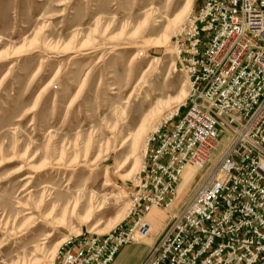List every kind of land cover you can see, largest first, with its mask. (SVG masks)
Instances as JSON below:
<instances>
[{
  "label": "rangeland",
  "instance_id": "rangeland-1",
  "mask_svg": "<svg viewBox=\"0 0 264 264\" xmlns=\"http://www.w3.org/2000/svg\"><path fill=\"white\" fill-rule=\"evenodd\" d=\"M195 5V0H0V264L22 255L24 264H51L70 237L103 234L128 222L126 216L111 225L118 213L130 211L146 140L175 113L169 114L172 98L180 95L179 107L186 97L188 82L174 68L171 37ZM178 12L167 42L155 46ZM157 96L167 103L130 150L123 138ZM226 138L220 136L190 184L219 159ZM181 182L171 207L182 203V208L191 193L188 187L177 196ZM89 189L97 193L100 213L90 218L63 208L81 207ZM153 209L161 220L149 239L170 215ZM10 229L13 240L6 245Z\"/></svg>",
  "mask_w": 264,
  "mask_h": 264
},
{
  "label": "built area",
  "instance_id": "built-area-1",
  "mask_svg": "<svg viewBox=\"0 0 264 264\" xmlns=\"http://www.w3.org/2000/svg\"><path fill=\"white\" fill-rule=\"evenodd\" d=\"M195 3L171 37L186 97L147 140L128 222L70 237L51 264H112L143 242L147 214L171 207L183 169L198 175L224 134L219 159L139 264L264 263V0Z\"/></svg>",
  "mask_w": 264,
  "mask_h": 264
},
{
  "label": "bare ground",
  "instance_id": "bare-ground-1",
  "mask_svg": "<svg viewBox=\"0 0 264 264\" xmlns=\"http://www.w3.org/2000/svg\"><path fill=\"white\" fill-rule=\"evenodd\" d=\"M187 8H189V6L187 7V5L185 6V10H187ZM152 11V10H150ZM150 11H148V13H150ZM181 17V12H178L176 15H174L172 18H170L168 20V24L166 25V27L164 28L163 32L161 33V35H159V37L156 39H154L153 43L155 46H161V45H164V43L167 42V31L168 29L171 27V26H174V28L176 27L179 19ZM180 95L179 96H176V97H173L172 100L175 101L173 102L170 106H169V114L172 115L174 113V111L177 109L178 107V104L180 102ZM167 102L166 101H161V98H159L158 96L154 98V100H152L150 106L148 107V109L141 114L140 118H139V121L136 125V127L131 130L130 132H128L126 134V136L123 138V143H128V148L131 150L133 148L136 147L137 145V141L139 140L141 134L143 133V130L145 128V126H148V120H151V117H153L155 114L159 113V111L161 110V107L162 105L166 104ZM169 115V116H170ZM154 118V117H153ZM165 119V118H164ZM147 124V125H146ZM148 128V127H147ZM146 128V129H147ZM151 129V128H150ZM149 129V130H150ZM153 130V129H151ZM151 132V131H150ZM147 134V133H146ZM150 134V133H149ZM144 135V134H142ZM129 141H131V143H129ZM140 142V141H139ZM147 142V140H146ZM145 145V144H144ZM144 151V150H143ZM185 169V168H184ZM184 169L181 173V175H183L184 173ZM184 182H183V186L182 188L184 189L185 186H187V184L189 183L190 179H193V177L191 176V172H190V169L185 171L184 173ZM181 181V180H180ZM179 181V182H180ZM185 183V184H184ZM85 199V200H84ZM84 200L83 204H81V207H63L64 209L67 208L71 211H74L76 208L79 209V210H82L84 212V214L87 216V217H92L93 215H96L97 213H100L102 211V207L99 205V203L97 204L95 201L98 200L97 198V193L94 192V190L92 189H89L88 192H86L84 195H82V201ZM53 208V207H52ZM24 214H29V211L30 210L29 208H24ZM127 216V213L125 212H120L116 215V217L114 218V220L112 221L111 225H115L116 223H118L119 221H121L122 219H124L125 217ZM7 223L4 222V225ZM97 226V225H96ZM95 229V227L93 228ZM92 229V230H93ZM107 229V228H106ZM10 230H6L7 234L5 235V237L7 238V244L8 241L13 240V238L10 237ZM103 229H99V231H102ZM98 232V231H97ZM100 233V232H99ZM19 238L18 239H15L13 242H12V246L17 243H19ZM63 242H58V244H62ZM55 246L57 247V244L54 245V248ZM39 247L36 246L34 250H37ZM2 252L1 251V256L2 255ZM18 258V260H17ZM24 262H26L25 260V257L24 255H22L21 257H16L15 260H11L10 263H6V264H24Z\"/></svg>",
  "mask_w": 264,
  "mask_h": 264
},
{
  "label": "crops",
  "instance_id": "crops-1",
  "mask_svg": "<svg viewBox=\"0 0 264 264\" xmlns=\"http://www.w3.org/2000/svg\"><path fill=\"white\" fill-rule=\"evenodd\" d=\"M189 169H190V172H191V176L193 178H195L196 175H197L196 171H195L194 168H192L190 166H186L185 167L184 173H185V171H187ZM184 173H183V175H181L182 182H181L180 187L178 188L177 196L182 194L188 187H190L191 191H192V189L194 188V186L196 184V183L195 184L194 183L190 184L192 182V180H193V179H190L189 184H187V186H185L184 189H183L182 186H183V182H184V179H185ZM181 204H178L176 207H169L168 209H163V210L165 212L171 214V213L177 211L178 209H180L181 208L180 207ZM157 209H159V208H157ZM147 218L149 219V221H147ZM167 219H168V217H167ZM167 219L165 221H167ZM145 220L149 223V225L151 227V231H153L154 227L160 222L161 216L159 217L156 209H152L147 214ZM162 229H163V227H161V229L157 232V235L154 236L152 239H149V237H147L143 242L131 243V244L123 246L120 249V251L118 252V254L116 255V257H115L114 261L112 262V264H139L142 261L143 257L145 256L146 251L148 250L147 244H150L153 241L155 242L158 239V237L160 236V233H162V231H163ZM262 264H264V263H262Z\"/></svg>",
  "mask_w": 264,
  "mask_h": 264
}]
</instances>
